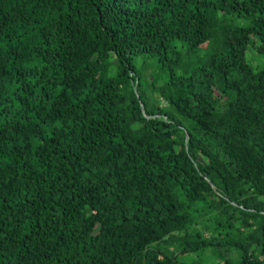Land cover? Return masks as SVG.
<instances>
[{
	"label": "trees",
	"instance_id": "trees-1",
	"mask_svg": "<svg viewBox=\"0 0 264 264\" xmlns=\"http://www.w3.org/2000/svg\"><path fill=\"white\" fill-rule=\"evenodd\" d=\"M0 264H264V0H0Z\"/></svg>",
	"mask_w": 264,
	"mask_h": 264
},
{
	"label": "rangeland",
	"instance_id": "rangeland-1",
	"mask_svg": "<svg viewBox=\"0 0 264 264\" xmlns=\"http://www.w3.org/2000/svg\"><path fill=\"white\" fill-rule=\"evenodd\" d=\"M191 257H192V255H191ZM195 257V256H194ZM202 257H203V255L200 257V260H202ZM186 258H189V256H187Z\"/></svg>",
	"mask_w": 264,
	"mask_h": 264
}]
</instances>
